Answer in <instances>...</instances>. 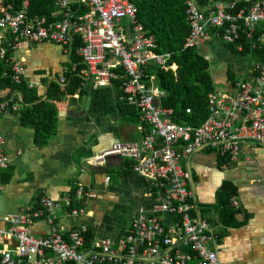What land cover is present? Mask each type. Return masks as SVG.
Wrapping results in <instances>:
<instances>
[{"label": "built area", "instance_id": "built-area-1", "mask_svg": "<svg viewBox=\"0 0 264 264\" xmlns=\"http://www.w3.org/2000/svg\"><path fill=\"white\" fill-rule=\"evenodd\" d=\"M31 7L32 0H0V30L6 34L0 36V60L13 66L14 80L23 83L25 61L15 54L21 44L57 43L71 54L80 36L84 45L78 54L87 65L86 80L99 87L118 84L122 101L137 106L142 122L151 127L140 128L143 140L120 142L86 162L104 165L112 155L133 159L155 205L139 213L118 245L100 240L88 246L87 226L66 231L57 219L63 210L68 217L86 216L84 206L95 195L79 185L76 197H45L39 206L23 207L16 216L0 220V238L14 241L0 250V264H223L219 235L201 217L183 163L206 150L238 160L245 142L264 147V61L250 67L230 92L209 96L210 117L202 127L180 125L172 117L174 110L161 107L165 94L149 73L153 65L173 71L177 66H168L170 55L155 52V38L137 23L139 9L131 0H60L51 20L32 17ZM187 7L193 31L186 48H200L214 28L219 42L238 53L249 48L264 54V0L215 1L208 13L195 0H187ZM65 82L64 75L60 84ZM19 106L18 100L2 102L0 116ZM11 164L0 131V173ZM233 206L240 208L237 199ZM39 221L51 225L48 235H35Z\"/></svg>", "mask_w": 264, "mask_h": 264}, {"label": "crops", "instance_id": "crops-1", "mask_svg": "<svg viewBox=\"0 0 264 264\" xmlns=\"http://www.w3.org/2000/svg\"><path fill=\"white\" fill-rule=\"evenodd\" d=\"M195 1L205 13L215 2ZM1 35L6 34L0 30ZM213 48L212 39L200 47L209 63L213 60V52L223 53ZM232 53L229 52L230 56L221 65L210 64L216 92L231 90V73L237 81L250 69L249 66L242 69L241 76L236 77V72L225 64L236 60ZM15 54L25 61L24 80L43 99L50 85L60 82L71 65L70 54L57 43L21 44ZM234 67L236 70L242 68L239 61ZM84 91L86 94L65 101L58 116L57 134L47 145H38L37 131L24 125L20 110L0 116L5 152L13 160L10 170L0 174V220L16 216L23 207L37 204L40 197L54 201L74 197V190L82 185L95 195L84 206L87 215L68 217L63 210L59 213L60 227L74 231L87 226L88 234L93 236L88 244V234L85 235L88 246L100 240L118 245L139 213L154 207L155 201L149 196L150 185L124 156H108L105 164L99 166L86 160L103 155L115 144L140 141L143 137L139 125L124 118L120 87H99L86 81ZM18 97L16 100L21 102L23 99ZM240 156L225 165L224 158L215 151H201L185 161L183 168L190 175L189 191L198 202L201 217L208 220L219 235V261L223 264H264V147L245 142ZM228 181L237 189L235 199L241 211L236 219L244 223L241 226H227L219 207V199L226 201L221 192ZM231 204L233 207V201ZM50 232L51 225L45 221L34 225L36 236ZM0 243L10 245L14 241L6 243L0 238Z\"/></svg>", "mask_w": 264, "mask_h": 264}, {"label": "trees", "instance_id": "trees-1", "mask_svg": "<svg viewBox=\"0 0 264 264\" xmlns=\"http://www.w3.org/2000/svg\"><path fill=\"white\" fill-rule=\"evenodd\" d=\"M59 1L32 0L30 15L32 17H47L51 20L54 14L58 12L57 4ZM131 1L139 9L137 23L144 26L148 36L155 38L157 46L155 52L157 54L170 55L168 66H177V71L166 70L155 65L149 70L151 75L156 76L157 87L165 94V97L160 101L161 107L163 109L174 110L172 117L180 125H188L194 128L202 127L210 117L208 98L211 94L219 92H216L217 87L211 73V65L205 60V55L201 52V49L186 48L193 31L191 20L187 16V0ZM214 1L229 2L234 0ZM260 30L264 32V27H261ZM216 33L217 31L214 28L209 29L210 38L213 41L219 42ZM76 39V42L70 47L71 65L66 69L64 74L66 82L62 85L59 81L52 83L45 99L38 94L37 90L31 88L25 80L23 84L18 85L14 81L13 66L5 60H0V104L5 101L16 100L17 96H19L18 99H23L21 102L18 101L22 120L25 126L33 127L37 131L38 145L49 144L57 134L58 116L59 112L65 107V101L76 95L86 94L84 85L87 81V65L78 54V50L84 45V42L80 36H77ZM224 45L234 53H238L235 47ZM251 52L258 59L264 61V54L261 51H252L247 48L242 53L248 54ZM231 79L232 90V87L236 83L234 74L232 73L230 75ZM116 88H119L118 84H116ZM123 97L122 92L121 100ZM121 107L127 122L136 126L139 125V130L140 128L146 130L151 128L142 122V113L137 109V106L128 103V101H121ZM188 110L191 113H187ZM141 133L144 138L145 134L142 130ZM221 157L224 158L225 165L236 161L230 156ZM128 159L134 162L133 159ZM76 190L77 188L74 190V197L77 195ZM236 196V186L228 181L225 184L223 192H221V197H226V201L219 199V207L227 226H241L244 224L236 219L241 208H235V210L231 207V201ZM42 199L43 197H40L38 203L35 205L39 206ZM75 206H80V204L76 201ZM230 218L233 219V222H231ZM57 222H59V217ZM91 241H93V236L89 233L88 244ZM3 247L4 244L1 245L0 243V250Z\"/></svg>", "mask_w": 264, "mask_h": 264}, {"label": "rangeland", "instance_id": "rangeland-1", "mask_svg": "<svg viewBox=\"0 0 264 264\" xmlns=\"http://www.w3.org/2000/svg\"><path fill=\"white\" fill-rule=\"evenodd\" d=\"M213 45H214L213 49H218L219 51H221L223 53L216 54L213 52L214 57H213V60L210 62V64L219 66V65H221V63L226 61L228 56H230L229 52L230 53H232V52L227 48V46H225L223 43H220L218 41H213ZM232 56H234L236 60H234L232 62L230 61L229 63H225V64H228L230 66L231 70L236 72V74H237L236 77L241 76L240 71L242 69H245L248 66L252 67L254 64L259 62V59L255 56L254 53H248V54H243V53H234L233 54L232 53ZM238 61L241 64L242 68L236 70V68L234 66L236 65V62H238Z\"/></svg>", "mask_w": 264, "mask_h": 264}, {"label": "clouds", "instance_id": "clouds-1", "mask_svg": "<svg viewBox=\"0 0 264 264\" xmlns=\"http://www.w3.org/2000/svg\"><path fill=\"white\" fill-rule=\"evenodd\" d=\"M236 198V197H235ZM235 198H233V199H235ZM233 201V200H232ZM234 207V206H233Z\"/></svg>", "mask_w": 264, "mask_h": 264}]
</instances>
